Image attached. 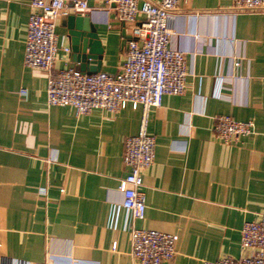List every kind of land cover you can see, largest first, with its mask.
<instances>
[{
	"label": "crops",
	"instance_id": "crops-1",
	"mask_svg": "<svg viewBox=\"0 0 264 264\" xmlns=\"http://www.w3.org/2000/svg\"><path fill=\"white\" fill-rule=\"evenodd\" d=\"M88 3L100 70L116 72L135 21L119 19L106 0ZM231 3L179 0L172 11L170 43L186 52V88L148 109L156 154L143 171L145 217L132 219L119 185L142 106L77 115L71 105H48L47 72L23 62L29 0H0V264H135L132 225L179 235L162 264L248 252L241 224L264 211V9L235 11ZM72 4L56 24L59 43L70 46ZM71 64L72 51L60 49L54 69ZM217 114L250 119L253 131L223 143L212 132Z\"/></svg>",
	"mask_w": 264,
	"mask_h": 264
},
{
	"label": "built area",
	"instance_id": "built-area-1",
	"mask_svg": "<svg viewBox=\"0 0 264 264\" xmlns=\"http://www.w3.org/2000/svg\"><path fill=\"white\" fill-rule=\"evenodd\" d=\"M114 5L117 17L135 21L132 38L122 66L116 72H86L73 67L55 70L60 49L68 52L69 44H60L57 19L72 2L76 12L90 10L88 0H29L31 12L23 62L26 66L45 70L48 74L46 101L48 105H71L77 115L93 108L115 112L128 104L143 108L139 132L126 137L123 161L127 173L120 179L122 206L127 216L142 219L146 212L143 171L155 160L156 139L147 131V112L160 107L165 94H181L188 75L186 52L170 43L172 11L179 0H106ZM235 11L262 10L264 0H232ZM143 19L137 20V15ZM26 96L28 90L22 88ZM253 131L250 119L239 120L228 114L214 116L212 132L223 143L237 142ZM130 254L135 264H162L176 253L177 233L155 228L130 226ZM240 246L248 252L238 257L222 256L204 259L203 264H264V211L256 219L243 220ZM114 241L112 248L116 249Z\"/></svg>",
	"mask_w": 264,
	"mask_h": 264
},
{
	"label": "water",
	"instance_id": "water-1",
	"mask_svg": "<svg viewBox=\"0 0 264 264\" xmlns=\"http://www.w3.org/2000/svg\"><path fill=\"white\" fill-rule=\"evenodd\" d=\"M71 41V67L86 72L100 70L103 48L89 13H71L66 18Z\"/></svg>",
	"mask_w": 264,
	"mask_h": 264
}]
</instances>
